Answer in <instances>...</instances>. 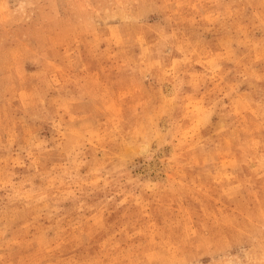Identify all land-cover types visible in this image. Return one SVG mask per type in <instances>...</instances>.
<instances>
[{
	"label": "rangeland",
	"instance_id": "374dc122",
	"mask_svg": "<svg viewBox=\"0 0 264 264\" xmlns=\"http://www.w3.org/2000/svg\"><path fill=\"white\" fill-rule=\"evenodd\" d=\"M0 264H264V0H0Z\"/></svg>",
	"mask_w": 264,
	"mask_h": 264
}]
</instances>
